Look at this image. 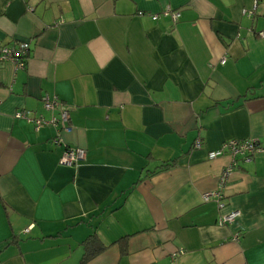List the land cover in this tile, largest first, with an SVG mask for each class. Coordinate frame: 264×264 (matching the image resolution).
Returning <instances> with one entry per match:
<instances>
[{
	"label": "crops",
	"instance_id": "crops-1",
	"mask_svg": "<svg viewBox=\"0 0 264 264\" xmlns=\"http://www.w3.org/2000/svg\"><path fill=\"white\" fill-rule=\"evenodd\" d=\"M261 31L264 0H0V47H29L0 60V264H264V155L234 161L222 208L202 200L232 163L210 151L264 149ZM47 98L61 144L14 117H57Z\"/></svg>",
	"mask_w": 264,
	"mask_h": 264
},
{
	"label": "built area",
	"instance_id": "built-area-1",
	"mask_svg": "<svg viewBox=\"0 0 264 264\" xmlns=\"http://www.w3.org/2000/svg\"><path fill=\"white\" fill-rule=\"evenodd\" d=\"M164 15H170L172 19H176L178 17V13L172 12L170 9H166L164 11ZM259 37L264 38V31L258 33ZM28 44L27 43H19L15 47H0V60H5L8 62H13L17 67L22 68L24 66L25 58L27 57L28 52ZM225 60L221 61L223 64ZM44 109L49 112L57 111V117H52L49 121H45L42 118H29L27 113L19 111L16 112L14 117L17 119L26 120L28 123H32L35 126V129H39L43 125H53L59 128L57 129L56 136L52 139L54 144H61V133L63 131H69V109L68 107L61 105L58 100L48 98L44 100L43 103ZM201 147V142L197 139L193 144V149H199ZM255 154H263L264 149L261 148L259 143L253 139L247 140H238V139H230L223 143V145L214 151H210L207 154V158L209 160H214L216 158L222 156H228L232 159V163L228 166L224 167L220 173L218 179L217 190L211 193H205L202 195L203 202H208L210 200H214L217 202L219 208H222L221 200L223 198V189L227 185L233 167L235 166L234 161L236 159L242 160L247 163L250 162ZM85 159V151L82 148H71L65 146L64 151L62 152L59 162L64 166H75ZM238 212H231L222 216L218 219L217 224L219 226H224L227 224H231L237 217ZM235 239V238H234Z\"/></svg>",
	"mask_w": 264,
	"mask_h": 264
},
{
	"label": "trees",
	"instance_id": "trees-1",
	"mask_svg": "<svg viewBox=\"0 0 264 264\" xmlns=\"http://www.w3.org/2000/svg\"><path fill=\"white\" fill-rule=\"evenodd\" d=\"M86 253L84 254V257L82 259V263H87L89 260H91L93 257H95L97 254L103 252L105 250V247L102 246L95 237H90L88 242L86 243Z\"/></svg>",
	"mask_w": 264,
	"mask_h": 264
}]
</instances>
